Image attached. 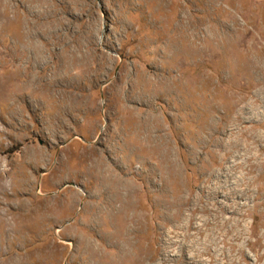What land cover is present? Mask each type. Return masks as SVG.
I'll return each instance as SVG.
<instances>
[{
  "label": "rangeland",
  "instance_id": "1",
  "mask_svg": "<svg viewBox=\"0 0 264 264\" xmlns=\"http://www.w3.org/2000/svg\"><path fill=\"white\" fill-rule=\"evenodd\" d=\"M0 264H264V0H0Z\"/></svg>",
  "mask_w": 264,
  "mask_h": 264
}]
</instances>
